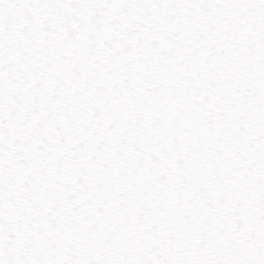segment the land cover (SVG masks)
<instances>
[{
	"label": "snow or ice",
	"instance_id": "1",
	"mask_svg": "<svg viewBox=\"0 0 264 264\" xmlns=\"http://www.w3.org/2000/svg\"><path fill=\"white\" fill-rule=\"evenodd\" d=\"M0 264H264V0H0Z\"/></svg>",
	"mask_w": 264,
	"mask_h": 264
}]
</instances>
